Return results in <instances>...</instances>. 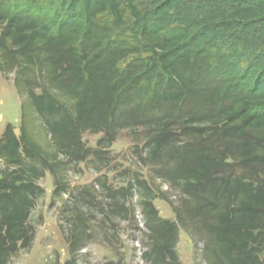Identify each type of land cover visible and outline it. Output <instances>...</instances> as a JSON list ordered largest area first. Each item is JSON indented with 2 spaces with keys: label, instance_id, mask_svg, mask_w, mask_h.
Returning <instances> with one entry per match:
<instances>
[{
  "label": "trees",
  "instance_id": "trees-1",
  "mask_svg": "<svg viewBox=\"0 0 264 264\" xmlns=\"http://www.w3.org/2000/svg\"><path fill=\"white\" fill-rule=\"evenodd\" d=\"M0 74L21 98L19 132L0 139V264L32 247L47 172L58 199L69 166L107 165L119 133L139 129L141 162L181 196L176 220L139 176L118 190L98 179L109 204L97 211L128 215L142 194V260L182 264L184 230L205 239L206 264H264V0H0ZM86 132L102 134L96 150ZM85 193L76 201L95 207ZM65 209V264H79L93 216Z\"/></svg>",
  "mask_w": 264,
  "mask_h": 264
},
{
  "label": "rangeland",
  "instance_id": "rangeland-1",
  "mask_svg": "<svg viewBox=\"0 0 264 264\" xmlns=\"http://www.w3.org/2000/svg\"><path fill=\"white\" fill-rule=\"evenodd\" d=\"M104 18L113 21L110 16ZM125 20L129 25L132 24L129 11H125ZM14 79V74L7 79L0 74V139L8 124H12L16 132H19L21 98L16 92ZM141 134V129L120 132L107 151V165L88 159L81 164L69 166L61 174L67 191L58 199H53L55 181L47 172L39 183L45 190V195L37 202L30 217V224L35 232L32 247L20 251L9 264H54L56 260L65 264L70 259L67 242L69 225L66 222L68 215L65 208L66 205L73 206L74 203L82 208L83 212L93 216L89 229L92 237L79 254V264H146L141 258L148 244V229L140 211L142 194L136 191L133 196H129L128 215H109L105 218L97 211L98 207L103 208L109 204L105 190L97 182L98 179L107 187L118 190L127 186L134 176H139L156 195L165 194L169 199L165 201L159 197L154 200L153 204L159 212V217L163 220H176L170 202L178 206L181 196L178 190L158 177L155 167L146 166L141 162L139 154L145 144ZM101 138L102 134H83V142L92 150L98 148ZM3 168L0 163V172ZM86 189L95 197L94 201L98 203L95 207L76 201L75 197L80 194L88 198ZM204 246L205 239L202 236H193L181 230L177 246L180 262L206 264L203 259ZM261 259L264 261V253Z\"/></svg>",
  "mask_w": 264,
  "mask_h": 264
}]
</instances>
